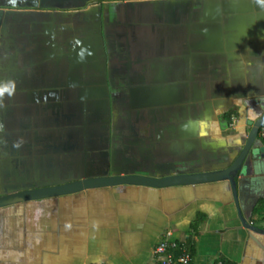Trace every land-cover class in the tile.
<instances>
[{
  "label": "crops",
  "instance_id": "1",
  "mask_svg": "<svg viewBox=\"0 0 264 264\" xmlns=\"http://www.w3.org/2000/svg\"><path fill=\"white\" fill-rule=\"evenodd\" d=\"M8 80L16 90L0 108V196L224 169L264 111V4L0 0V82ZM236 198L223 180L4 206L0 264H159L154 248L167 232L192 264H264L261 138Z\"/></svg>",
  "mask_w": 264,
  "mask_h": 264
},
{
  "label": "water",
  "instance_id": "2",
  "mask_svg": "<svg viewBox=\"0 0 264 264\" xmlns=\"http://www.w3.org/2000/svg\"><path fill=\"white\" fill-rule=\"evenodd\" d=\"M264 125V111L253 121H250V130L244 145L230 165L224 169L204 171L188 174H177L166 177H152L144 175H113L97 178H84L63 183L57 186L22 190L0 196V208L8 205L24 203L51 196L75 193L90 188L111 187L116 185H139L153 188H164L175 185H196L227 180L231 183L235 199H237V178L242 165L258 138L259 130ZM241 221L244 219L239 211ZM248 227L252 228L250 225ZM261 230V229H258Z\"/></svg>",
  "mask_w": 264,
  "mask_h": 264
},
{
  "label": "built area",
  "instance_id": "3",
  "mask_svg": "<svg viewBox=\"0 0 264 264\" xmlns=\"http://www.w3.org/2000/svg\"><path fill=\"white\" fill-rule=\"evenodd\" d=\"M260 137L264 140V125L259 130ZM170 233H166L164 237L156 244L154 248L155 259L159 264H192V255L185 247L175 248L168 239ZM213 264H228L222 259H216Z\"/></svg>",
  "mask_w": 264,
  "mask_h": 264
},
{
  "label": "clouds",
  "instance_id": "4",
  "mask_svg": "<svg viewBox=\"0 0 264 264\" xmlns=\"http://www.w3.org/2000/svg\"><path fill=\"white\" fill-rule=\"evenodd\" d=\"M258 3L264 4V0H257ZM16 90V84L12 80L0 82V108L5 106V97H12Z\"/></svg>",
  "mask_w": 264,
  "mask_h": 264
},
{
  "label": "trees",
  "instance_id": "5",
  "mask_svg": "<svg viewBox=\"0 0 264 264\" xmlns=\"http://www.w3.org/2000/svg\"><path fill=\"white\" fill-rule=\"evenodd\" d=\"M259 138H261V137H260V135L258 134V138H257L256 140H258ZM261 139H262V138H261ZM262 140H263V139H262ZM263 141H264V140H263ZM175 248L178 249L179 247H177V246L175 245ZM187 250H188V249H187ZM188 251H189V250H188Z\"/></svg>",
  "mask_w": 264,
  "mask_h": 264
}]
</instances>
